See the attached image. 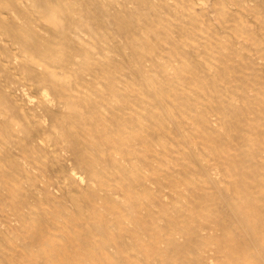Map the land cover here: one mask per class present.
<instances>
[{
  "label": "bare ground",
  "instance_id": "1",
  "mask_svg": "<svg viewBox=\"0 0 264 264\" xmlns=\"http://www.w3.org/2000/svg\"><path fill=\"white\" fill-rule=\"evenodd\" d=\"M0 264H264V0H0Z\"/></svg>",
  "mask_w": 264,
  "mask_h": 264
}]
</instances>
